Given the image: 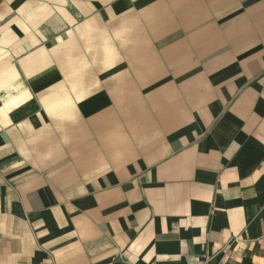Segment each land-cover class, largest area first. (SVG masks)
Instances as JSON below:
<instances>
[{
    "label": "crops",
    "instance_id": "1",
    "mask_svg": "<svg viewBox=\"0 0 264 264\" xmlns=\"http://www.w3.org/2000/svg\"><path fill=\"white\" fill-rule=\"evenodd\" d=\"M0 264H264V0H0Z\"/></svg>",
    "mask_w": 264,
    "mask_h": 264
}]
</instances>
